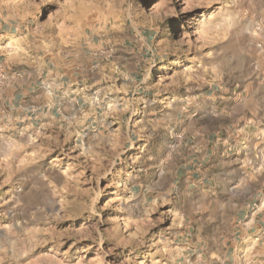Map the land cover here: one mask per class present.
<instances>
[{"label": "rangeland", "instance_id": "obj_1", "mask_svg": "<svg viewBox=\"0 0 264 264\" xmlns=\"http://www.w3.org/2000/svg\"><path fill=\"white\" fill-rule=\"evenodd\" d=\"M0 43L86 75L141 69L135 113L107 99L97 118L0 128V264H198L200 211L168 154L196 103L264 109V0H0Z\"/></svg>", "mask_w": 264, "mask_h": 264}, {"label": "crops", "instance_id": "obj_2", "mask_svg": "<svg viewBox=\"0 0 264 264\" xmlns=\"http://www.w3.org/2000/svg\"><path fill=\"white\" fill-rule=\"evenodd\" d=\"M2 48L0 45L1 129L15 128L21 121L27 127L70 122L79 110L97 118L107 99L117 117L119 111L123 116L124 109L135 113V93L141 88L140 61L135 73L125 72L118 58L94 60L88 64L93 74L86 75V63L68 56L12 60L9 52L2 58ZM131 90L132 99L126 100ZM177 123L184 143L168 157L195 195L200 211L196 215L199 221L184 231L196 238L190 251L187 249L186 260L264 264V109L244 106L225 114L211 113L196 103ZM255 206L258 209L252 213Z\"/></svg>", "mask_w": 264, "mask_h": 264}, {"label": "built area", "instance_id": "obj_3", "mask_svg": "<svg viewBox=\"0 0 264 264\" xmlns=\"http://www.w3.org/2000/svg\"><path fill=\"white\" fill-rule=\"evenodd\" d=\"M257 209H258V206H255L254 210L252 211V213H254Z\"/></svg>", "mask_w": 264, "mask_h": 264}]
</instances>
